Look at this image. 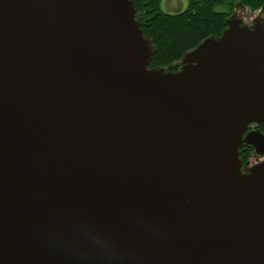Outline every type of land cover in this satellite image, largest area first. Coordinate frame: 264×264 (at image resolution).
Masks as SVG:
<instances>
[{"label":"water","instance_id":"water-1","mask_svg":"<svg viewBox=\"0 0 264 264\" xmlns=\"http://www.w3.org/2000/svg\"><path fill=\"white\" fill-rule=\"evenodd\" d=\"M134 0H0V264H264V27L182 68Z\"/></svg>","mask_w":264,"mask_h":264},{"label":"trees","instance_id":"trees-1","mask_svg":"<svg viewBox=\"0 0 264 264\" xmlns=\"http://www.w3.org/2000/svg\"><path fill=\"white\" fill-rule=\"evenodd\" d=\"M238 5L264 10V0H188L186 7L180 0L172 5L168 0H134L140 27L155 46L149 68L176 71L188 52L222 36Z\"/></svg>","mask_w":264,"mask_h":264},{"label":"flooded vegetation","instance_id":"flooded-vegetation-1","mask_svg":"<svg viewBox=\"0 0 264 264\" xmlns=\"http://www.w3.org/2000/svg\"><path fill=\"white\" fill-rule=\"evenodd\" d=\"M250 133H258L263 141L262 150L264 152V123L262 124H251L248 127V130L246 131L244 135V139L247 135ZM242 149V150H241ZM240 150V158L242 159L243 165H242V172L243 173H249L254 167L257 165H264V153L258 154L256 152V149L249 145L246 142H244L243 147Z\"/></svg>","mask_w":264,"mask_h":264},{"label":"rangeland","instance_id":"rangeland-1","mask_svg":"<svg viewBox=\"0 0 264 264\" xmlns=\"http://www.w3.org/2000/svg\"><path fill=\"white\" fill-rule=\"evenodd\" d=\"M180 1L182 3L183 7H186L188 5V0H180ZM174 2H175V0H168L169 5H172ZM231 20H239V21H241V25L246 26V27H251V26H253L256 23H261L263 25V27H264V10H258V11L253 12V11L249 10L248 8H246V7L238 5L234 9L233 14L230 16L229 21H231ZM181 68H182V63L180 62L179 65H178V69L176 71L180 70ZM173 72H175V71H173ZM240 160H242V159L240 158ZM257 166H259V165H257ZM249 173H244V174H249Z\"/></svg>","mask_w":264,"mask_h":264}]
</instances>
